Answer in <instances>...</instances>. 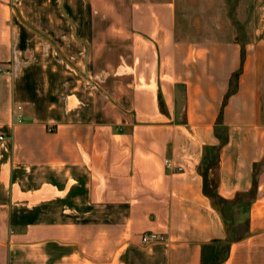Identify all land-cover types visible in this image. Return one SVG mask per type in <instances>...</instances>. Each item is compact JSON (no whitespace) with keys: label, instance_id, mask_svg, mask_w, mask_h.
<instances>
[{"label":"crops","instance_id":"crops-1","mask_svg":"<svg viewBox=\"0 0 264 264\" xmlns=\"http://www.w3.org/2000/svg\"><path fill=\"white\" fill-rule=\"evenodd\" d=\"M96 4L0 0V264H99L83 219L98 230L100 213L163 237L131 238L111 264H200L201 246L226 238L199 169L210 150L218 196L253 191L219 264H264V0Z\"/></svg>","mask_w":264,"mask_h":264},{"label":"rangeland","instance_id":"rangeland-1","mask_svg":"<svg viewBox=\"0 0 264 264\" xmlns=\"http://www.w3.org/2000/svg\"><path fill=\"white\" fill-rule=\"evenodd\" d=\"M96 8L99 9L100 13H107V0H97V4H96ZM55 11H57L56 13L60 14V9L59 6L54 7ZM113 14H116V26H117V33H122V29H123V22L120 21L122 20L123 17V9H119L118 7L116 8L115 11H113ZM107 23L105 22H101L100 23V29L101 31L104 28V25H106ZM105 29V28H104ZM121 36H117L116 37V45H123L120 41H122L120 38ZM103 39L104 36L101 33L100 36V42L101 44H103ZM55 61L58 63H63V58L64 60H69V61H75L76 58L75 55L72 54H68L67 58L64 56L62 59L58 54H53ZM137 59L139 58V55H125V54H115L114 58L116 61L121 62L122 64H124V59H127V61H131L136 60L134 59V57ZM107 57L106 54H100L99 55V61L100 63H103L105 58ZM113 57V55H111V58ZM85 61V59H83ZM91 57H89V64L91 63ZM90 66V65H89ZM123 72V68L119 66V68H117V71ZM90 71V70H89ZM89 71H87L86 69H84V71H82V76L86 78H89ZM151 72V70H150ZM105 74V72L103 70L100 71V77H103V75ZM86 85L88 86V83H86ZM161 105V104H160ZM144 123L146 124H154L157 122V119L154 117H148L145 118L143 120ZM218 133H219V137L220 138H224L225 136V132L223 129V126H221V124H219L218 126ZM262 165L257 166V169H260ZM200 171L201 172H205V174H208V178H207V190H209L210 192H212L213 190H215L216 184H217V178H218V172H217V151L216 150H210L207 153L206 156V160L203 161V164L200 165ZM122 200V199H121ZM238 200H241V202L243 204H245V202H248L247 196L245 198H241L239 197ZM234 200H220L219 198H217V196H214L212 198V202L213 204L220 208L225 215V218L227 219V225H228V230L230 233V236L227 239H233V238H237L238 236H241L243 231L246 228V220L244 219L245 217V213L243 212L244 210L242 209V206L238 205V204H231ZM83 204L84 205H90L91 201L88 197H85L83 200ZM134 204V203H133ZM24 209L26 206H23ZM27 209V208H26ZM243 210V211H242ZM22 214V213H21ZM20 214V215H21ZM85 216V215H84ZM91 215H89L87 218L85 217L83 219V223H84V238L86 239H91L92 236H96L98 235V253L99 254V264H111V259L113 258V252L115 248H120L123 246V244L125 242H127L128 240H130L131 238L133 239L134 237H136V241L139 242V246H137L138 248L140 247V245H145L146 242H142L141 237L143 236L144 233L149 232L145 229L141 228V224L140 222H137L133 219H131L132 222H130V219L128 217H126L127 215H124V213H117L115 215H111L110 221L107 218L108 215L100 213V217H99V229L95 230L92 229V224H91V220L89 217ZM22 221H26V219L21 220ZM19 222V221H18ZM88 223V224H87ZM96 224V223H94ZM96 226V225H95ZM95 228V227H94ZM227 241V240H226ZM226 241L221 243V247L225 248L226 246ZM222 248V249H223ZM140 249H138L139 251ZM118 251V250H117ZM224 254V251L222 250L220 255L222 256ZM85 255L91 257L92 255V251H91V247H89V249L87 247H85ZM86 264V261H85ZM114 264V263H112ZM116 264H120V262L117 261Z\"/></svg>","mask_w":264,"mask_h":264},{"label":"trees","instance_id":"trees-1","mask_svg":"<svg viewBox=\"0 0 264 264\" xmlns=\"http://www.w3.org/2000/svg\"><path fill=\"white\" fill-rule=\"evenodd\" d=\"M221 142H222V140H221ZM203 161H204V159H203ZM201 173H202V175L204 177V192H205V194L208 195L211 198V200H212V198L214 196H217V198H219L220 200H227V199H224V198L218 196L215 190H213L212 192L207 190V185H208L207 184V175L205 174V172H201ZM252 194H253V191L240 194L231 204H235L236 203V204L242 206V209L245 210V208H247L249 202L253 199V195ZM246 196H247L248 202H245V204H243L241 202V200H238L239 197L245 198ZM216 208L221 212V214L223 216V219L225 221L226 238L225 239H214V240H212V241H210L208 243L203 244L201 246V260H200V264H219L227 255L228 248H229V243L231 241H235V240H238V239L242 238L247 232V220H246V228L243 231L242 235L238 236L237 238L227 239L230 236V233H229V230H228V225H227V219L225 218L224 212L220 208H218V207H216ZM224 241L227 242L225 248L220 246L221 243L224 242ZM222 250L224 251V254L221 256L220 253H221Z\"/></svg>","mask_w":264,"mask_h":264},{"label":"built area","instance_id":"built-area-1","mask_svg":"<svg viewBox=\"0 0 264 264\" xmlns=\"http://www.w3.org/2000/svg\"><path fill=\"white\" fill-rule=\"evenodd\" d=\"M20 109H21V105L17 104L15 106V111H13L12 115L16 120H20V118H21V114L19 112H17ZM0 139H2V135H0ZM162 239H163V237L161 235H158V234L153 233L151 231L144 233L143 236L141 237L142 242L159 241Z\"/></svg>","mask_w":264,"mask_h":264}]
</instances>
